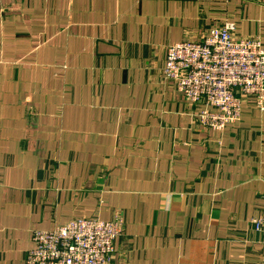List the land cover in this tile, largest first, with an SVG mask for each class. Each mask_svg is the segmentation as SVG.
I'll use <instances>...</instances> for the list:
<instances>
[{
	"label": "crops",
	"instance_id": "obj_1",
	"mask_svg": "<svg viewBox=\"0 0 264 264\" xmlns=\"http://www.w3.org/2000/svg\"><path fill=\"white\" fill-rule=\"evenodd\" d=\"M226 23L264 48V0H0V264L116 213L110 264H260L264 112L213 133L162 75Z\"/></svg>",
	"mask_w": 264,
	"mask_h": 264
},
{
	"label": "built area",
	"instance_id": "obj_2",
	"mask_svg": "<svg viewBox=\"0 0 264 264\" xmlns=\"http://www.w3.org/2000/svg\"><path fill=\"white\" fill-rule=\"evenodd\" d=\"M234 25L212 29L200 41L166 47L164 79L195 108L197 124L221 134L241 118L249 101L264 112V48L257 38L234 40ZM123 219H72L49 231H34L24 264H110ZM264 245V216L251 221ZM260 264H264V253Z\"/></svg>",
	"mask_w": 264,
	"mask_h": 264
}]
</instances>
